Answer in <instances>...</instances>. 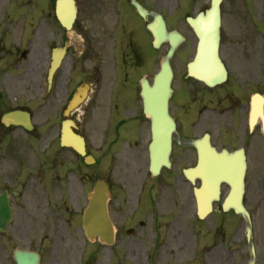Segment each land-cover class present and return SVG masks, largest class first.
<instances>
[{"label":"flooded vegetation","instance_id":"flooded-vegetation-1","mask_svg":"<svg viewBox=\"0 0 264 264\" xmlns=\"http://www.w3.org/2000/svg\"><path fill=\"white\" fill-rule=\"evenodd\" d=\"M137 1L176 20L185 37L172 58L171 167L157 176L149 172L152 134L142 96L144 79L152 78L154 17L140 15L133 0H76L70 30L61 0H0V264H17L18 249L38 253L39 264H225L215 260L211 237L199 253L197 231L199 222L225 225V183L203 220L196 191L242 159L247 181L259 185L251 213L255 264H264V0L221 1L217 54L188 21L213 0ZM169 47L161 41L151 60L159 63ZM55 50L61 62L50 79ZM83 84L87 98L67 115ZM15 110L30 114L31 130L3 122ZM67 118L87 134V146L110 149V244L86 236L87 184L101 176V160L87 164L62 144Z\"/></svg>","mask_w":264,"mask_h":264},{"label":"water","instance_id":"water-1","mask_svg":"<svg viewBox=\"0 0 264 264\" xmlns=\"http://www.w3.org/2000/svg\"><path fill=\"white\" fill-rule=\"evenodd\" d=\"M219 3L220 0H215L214 6L212 10H210L208 17L199 20L197 25L194 24L199 32H216L215 37H217V32L220 31ZM68 19L70 24L72 17ZM157 28H160L162 32H157ZM150 29L154 32L156 39L162 36V38L170 41L172 45L166 59L162 63L161 70L155 77L154 83L152 85H145L143 88L145 112L153 124L155 144L158 147L160 145V148L166 151L167 156L170 152L171 137L174 130V122L169 113L168 102L172 93L171 82L173 78L170 57L174 52L176 35L173 32L167 31L163 19L159 21L158 26L156 23L151 24ZM77 101L78 99H75L74 104H76ZM67 130L63 137L64 141L70 140L72 136V132H67ZM71 141L73 142V140ZM74 145L76 146V144ZM79 150L82 151L83 149L79 148ZM155 165L158 166L157 163ZM245 172V164L232 166L228 170L225 175V181L230 185V192L225 199L224 205L226 210L234 209L236 212L249 217L243 204ZM217 182L218 181L214 182V193L216 194L218 192ZM209 187L210 182H206L205 188L208 189ZM91 196V206L87 211V229L92 235L99 234L102 237H106L112 232V226L107 212V200L109 197L107 184L103 181L99 182ZM250 231V226H248V234H250ZM18 259L20 264H37V257L29 253H18Z\"/></svg>","mask_w":264,"mask_h":264},{"label":"rangeland","instance_id":"rangeland-1","mask_svg":"<svg viewBox=\"0 0 264 264\" xmlns=\"http://www.w3.org/2000/svg\"><path fill=\"white\" fill-rule=\"evenodd\" d=\"M168 22L170 27L177 26L178 24L174 20H168ZM22 152L24 155H26V152L29 153L30 150L23 149ZM101 155H102L101 175L109 178L111 177L112 166L110 165L108 157L104 150L101 152ZM258 188H259L258 182L251 179L248 181L246 201L252 210H255V206H256L253 199V195L254 193H256ZM225 223H226L225 237L220 238L217 235L215 236L213 235V242H214L213 244L214 248H212L213 256L217 261L225 259L224 260L225 264H243L241 263V258L240 255L238 256V253L241 243L240 240L243 239L242 230L244 227V223H242L241 225V219L237 216V214L234 213H230L226 216ZM212 230H216L214 224H212L210 228L204 230L201 236L204 237L205 234L207 233L206 231L211 232ZM214 264L216 263L214 262Z\"/></svg>","mask_w":264,"mask_h":264}]
</instances>
